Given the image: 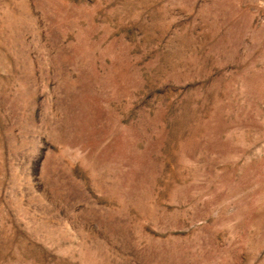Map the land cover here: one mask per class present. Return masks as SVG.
Segmentation results:
<instances>
[{"label": "rangeland", "instance_id": "374dc122", "mask_svg": "<svg viewBox=\"0 0 264 264\" xmlns=\"http://www.w3.org/2000/svg\"><path fill=\"white\" fill-rule=\"evenodd\" d=\"M0 264H264V0H0Z\"/></svg>", "mask_w": 264, "mask_h": 264}]
</instances>
